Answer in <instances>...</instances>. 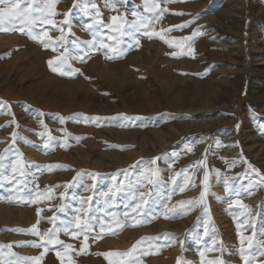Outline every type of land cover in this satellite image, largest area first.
<instances>
[{"label":"rangeland","instance_id":"1","mask_svg":"<svg viewBox=\"0 0 264 264\" xmlns=\"http://www.w3.org/2000/svg\"><path fill=\"white\" fill-rule=\"evenodd\" d=\"M147 3L152 11L146 0H121L115 10L105 0H56L55 26L0 25V105L21 97L52 116L35 129L13 126L5 110L2 264H244L241 237L252 239L255 252L243 243L250 264H264V0ZM134 11L160 35L105 27L93 40L97 20L132 21ZM43 72L52 77L39 89L58 87L50 100L34 94ZM33 129L46 141L30 137ZM33 225L71 249L32 247L42 243L27 231ZM133 245L130 257L104 255Z\"/></svg>","mask_w":264,"mask_h":264},{"label":"snow or ice","instance_id":"2","mask_svg":"<svg viewBox=\"0 0 264 264\" xmlns=\"http://www.w3.org/2000/svg\"><path fill=\"white\" fill-rule=\"evenodd\" d=\"M121 0H105L106 4H111L115 10V5L117 3H120ZM56 3V0H47V3H45L43 6H41V0H0V25H3L5 21H8V23H13L16 20H19L23 27H21L19 30L21 32H23L25 30V28L31 29V27L37 22L39 21L40 23L43 24H52L53 26H55L56 22L52 19L53 16L56 15L55 11H54V4ZM94 6V5H93ZM155 7H159L158 5H156ZM153 10V5L148 4L147 0H146V6H145V11H152ZM161 11H167V9H162ZM178 14H183V13H178ZM67 17V13L64 14ZM96 15L97 17L99 16V10H96ZM132 15L134 17H137L136 19L132 20V21H128L125 20L123 17H118V16H112L111 20H112V24L111 25H105L103 24L102 21L97 20L96 24L94 26H89L88 30L90 32H92L93 35V40L95 41L96 37L99 35H102V33L100 32L101 28H105V27H110L112 32H119L121 36H134L137 32H139L142 28L145 29V35H160L159 33L156 32H152L149 33L147 31V29L150 27L152 21L149 20L148 23H145V18L139 16V14L137 12H133ZM64 23H67V21L65 20ZM186 25H180L177 27H184ZM62 33V35L58 38H56L58 41H61L64 39L63 36V28L59 29ZM29 35L31 34V31H29L28 33ZM196 33H193V35H195ZM42 37L43 39L47 40V41H52L53 38L50 37L47 33V31L42 33ZM33 39H39L40 37L37 36H32ZM110 39L115 40L116 38L114 36L109 37ZM161 39H163L164 37L161 35L160 36ZM188 39V38H185ZM166 43H168L170 46H179L175 41H165ZM87 43H93V42H87ZM47 47V44L45 45ZM94 46V45H93ZM101 47H109L108 45H105L102 41L100 43ZM109 50L114 51V49L109 48ZM173 55H176V53H173ZM108 59H112L113 57L109 56L107 57ZM49 65H52V61H49ZM53 71H58L57 68L53 67L52 68ZM61 75H69L71 73L68 72H64L61 71L60 72ZM94 119H99V118H94ZM131 119V118H129ZM16 134L13 133V138L15 139ZM0 159H3V157H0ZM155 161H153L154 163ZM198 163H202L198 162ZM249 168H252L251 165H249ZM253 171H255L257 173V175H260V173L258 172V170L256 169H252ZM15 171V169H14ZM155 174V172H153V175ZM205 179H207V174L205 175ZM151 182V181H150ZM261 182H264V177L261 178ZM204 196V193L201 192V197ZM241 207H245L244 205H240ZM39 211V210H38ZM76 227L77 229H79L80 231H84L87 229L88 225L85 223L82 225L81 221L79 218L76 219ZM13 231H25L23 229H13ZM29 231L32 235H35L37 237L40 238V240L42 241V243H36V242H31V246L32 247H44L45 251H47V245L48 244H59V245H63V242L55 239V233H53L51 230L43 233V235H41V233L39 231H37L36 225H33L31 229L27 230ZM63 231L68 234L69 229L68 227H65L63 229ZM72 236H76L78 235L77 232H72L71 233ZM45 237H47V239H45ZM245 239L248 240V247L249 249H252L253 252H255V248L252 244V239L251 238H245V237H241V248H240V257L242 259V261L244 262V264H250V256L249 255H245V249L243 247V243L245 241ZM139 243V242H138ZM10 247V246H9ZM63 247L65 249H71L72 245H63ZM136 246L133 245L132 249H129L127 252L124 253H105V256H121V257H130L132 256L134 250H135ZM44 253H41V256ZM14 255V253H13ZM201 258L203 259V253L200 254ZM260 255H264V251L260 252ZM57 256L61 257V254L59 252H57ZM62 258V257H61ZM20 260H27V259H31L33 261L36 262V264H39V260L40 257H31V258H26V257H20ZM0 264H2V262H0ZM9 264H11V262H9ZM69 264H71V261H69ZM121 264H123V262H121ZM129 264H135L134 259L132 261L129 262ZM178 264H180V261L178 260ZM185 264H189V262H185ZM209 264H224V262L222 260H215V261H210Z\"/></svg>","mask_w":264,"mask_h":264},{"label":"crops","instance_id":"3","mask_svg":"<svg viewBox=\"0 0 264 264\" xmlns=\"http://www.w3.org/2000/svg\"><path fill=\"white\" fill-rule=\"evenodd\" d=\"M31 67H29V69H26L23 73L22 78L25 79V76L27 77L30 74ZM45 72L41 73L44 74ZM46 75V74H45ZM43 75L44 80L39 81L36 84H33L34 86V94L37 97L42 96L43 99L45 100H50V94H52L53 91V85L52 82L50 81L49 83V90H45V89H39L38 85L40 83H44V87H46L45 81L47 82V77L48 79L50 77H52V73H47V75L45 76ZM37 86V87H36ZM29 86L27 88H25L26 92L29 90L28 89ZM56 88V87H55ZM38 93H37V90ZM41 90V92H40ZM52 90V91H51ZM51 91V92H50ZM49 92V95H48ZM44 93V94H43ZM47 94V95H46ZM18 102H14L13 106L10 107V105L8 106V108L6 109L5 105H0V130L2 131L5 127V125L9 122H6V119H9L10 116L5 114V110L10 111L11 113V118H12V125L14 126L16 125H29V127H35L38 128L40 125H43L47 123V119H51V115H50V111L46 109V111H43L42 107L37 106V105H33L29 100L25 99V100H21V97H19ZM23 103V104H21ZM95 104V103H94ZM15 120H18V122H15ZM35 129H33L32 131L30 130L29 136L30 137H34V133H35V137L38 136L40 137L39 141L41 142V139L44 137H41L40 132L36 131ZM46 141V138H44ZM38 140V139H37Z\"/></svg>","mask_w":264,"mask_h":264},{"label":"bare ground","instance_id":"4","mask_svg":"<svg viewBox=\"0 0 264 264\" xmlns=\"http://www.w3.org/2000/svg\"><path fill=\"white\" fill-rule=\"evenodd\" d=\"M111 69H113V68H111ZM120 69V68H119ZM107 71V70H106ZM49 74V73H48ZM105 74V73H104ZM45 75V74H44ZM106 75V74H105ZM112 75H114L113 73H112ZM42 76V75H41ZM46 76V75H45ZM108 76H111V75H108ZM51 78V77H50ZM46 79H48V77L46 78ZM118 79V78H117ZM42 80V79H41ZM54 82V81H53ZM62 83V82H61ZM63 83H64V81H63ZM66 83V82H65ZM68 83V82H67ZM121 83V82H120ZM223 83V82H222ZM226 83V82H225ZM41 84V83H40ZM42 84H44V83H42ZM47 84H49V83H47ZM76 84V83H75ZM112 84V83H111ZM229 84L231 85V86H233L234 87V82H232L231 80H230V82H229ZM77 86V85H76ZM114 86H115V84H114ZM226 86V85H225ZM37 87V86H36ZM41 87V86H40ZM44 87V86H43ZM48 87H50V86H48ZM53 87H55V86H53ZM79 88H81L80 86H78ZM83 87V86H82ZM117 87H118V85H117ZM235 87H236V85H235ZM235 87H234V89H235ZM39 88V87H38ZM56 88H58V87H56ZM60 88V87H59ZM69 88V87H68ZM66 89V90H69V89ZM115 88V87H114ZM113 88V89H114ZM44 89V88H43ZM86 89V88H85ZM120 89V88H119ZM37 90V89H36ZM118 90V89H117ZM231 90H233V89H231ZM52 91V90H51ZM50 91V92H51ZM70 91V90H69ZM40 92H41V90H40ZM54 92V91H53ZM57 92V91H56ZM65 92H67V91H65ZM79 92V91H78ZM232 92V91H231ZM37 93H38V90H37ZM70 93V92H69ZM44 94V93H43ZM47 95V94H46ZM48 95H49V92H48ZM54 95V94H53ZM56 95H57V93H56ZM67 96V95H66ZM85 96V95H84ZM92 97V96H91ZM66 98V97H65ZM86 98V97H85ZM60 99V98H59ZM70 99V98H69ZM49 100V99H48ZM68 100V99H67ZM94 100V99H93ZM83 101V100H82ZM99 104V103H98ZM97 105V104H96ZM100 105V104H99ZM184 127H187V126H184Z\"/></svg>","mask_w":264,"mask_h":264}]
</instances>
